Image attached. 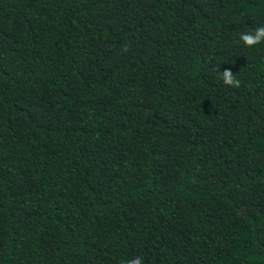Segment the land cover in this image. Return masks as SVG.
Wrapping results in <instances>:
<instances>
[{
  "label": "trees",
  "instance_id": "16d2710c",
  "mask_svg": "<svg viewBox=\"0 0 264 264\" xmlns=\"http://www.w3.org/2000/svg\"><path fill=\"white\" fill-rule=\"evenodd\" d=\"M262 26L264 0H0V264H264Z\"/></svg>",
  "mask_w": 264,
  "mask_h": 264
},
{
  "label": "clouds",
  "instance_id": "9594fccd",
  "mask_svg": "<svg viewBox=\"0 0 264 264\" xmlns=\"http://www.w3.org/2000/svg\"><path fill=\"white\" fill-rule=\"evenodd\" d=\"M239 42L247 48L264 43V26L255 29L252 32H243L239 36ZM220 79L226 86L239 87L240 81L234 76L230 70H225L220 74ZM127 264H143L142 257H135L127 262Z\"/></svg>",
  "mask_w": 264,
  "mask_h": 264
}]
</instances>
